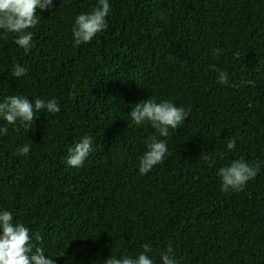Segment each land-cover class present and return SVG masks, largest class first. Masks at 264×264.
<instances>
[{"label": "trees", "instance_id": "trees-1", "mask_svg": "<svg viewBox=\"0 0 264 264\" xmlns=\"http://www.w3.org/2000/svg\"><path fill=\"white\" fill-rule=\"evenodd\" d=\"M108 2L107 28L87 44L76 46L72 31L98 0L37 9L27 52L0 30V103L19 95L60 107L37 113L31 128L0 116V211L54 264L135 259L145 243L153 264L169 246L178 264H264V0ZM17 64L27 75H12ZM147 99L188 115L160 137L129 116ZM86 134L93 151L68 166ZM151 136L168 154L141 174ZM240 159L259 172L243 190L222 191L218 170Z\"/></svg>", "mask_w": 264, "mask_h": 264}, {"label": "clouds", "instance_id": "clouds-1", "mask_svg": "<svg viewBox=\"0 0 264 264\" xmlns=\"http://www.w3.org/2000/svg\"><path fill=\"white\" fill-rule=\"evenodd\" d=\"M53 0H0V30L17 35L15 43L29 51L32 45L33 34L27 31L40 22L36 14L37 9L45 11L51 7ZM110 5L108 0H98V6L90 13L78 15L72 31L76 46L87 44L101 31L107 28L106 17L109 15ZM218 55L220 50H213ZM215 69V66H213ZM218 71V82L227 84L228 73ZM28 69L22 65H14L12 75L23 77L27 75ZM59 113L60 107L55 99L44 101L37 98L34 103L23 96H9L0 103V116L8 124H15L18 120L31 128L37 113ZM188 112L183 107H177L170 101L157 103L154 99H147L136 104L130 111L129 116L136 125L145 121L150 122L151 127L156 129L160 137L167 138L170 129H177L186 119ZM8 128H0V135L7 134ZM94 141L91 136L84 135L77 143L68 149L69 155L66 163L70 167H80L84 164L89 154L93 151ZM147 151L144 153L139 166L141 174H147L154 166L164 162L168 154L166 140H157L151 136L146 141ZM235 147V141L229 140L227 148ZM30 151L29 145L18 149L21 155H27ZM210 159V157H206ZM259 172V166L249 164L243 159L234 160L229 166L218 170L221 179V190H243L246 183L255 178ZM40 241L39 235L35 236ZM143 251L135 259L128 256L116 258L110 257L105 264H153L152 259L146 255L151 251L150 245H142ZM173 249L171 246L162 255V264H178L176 259L169 255ZM0 264H54V260L44 254L41 247L33 243L29 229L20 223H13L10 211H0Z\"/></svg>", "mask_w": 264, "mask_h": 264}]
</instances>
